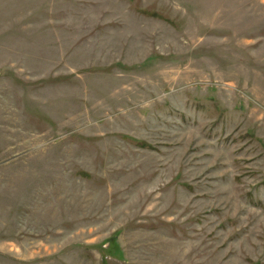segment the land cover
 I'll return each instance as SVG.
<instances>
[{
  "label": "rangeland",
  "instance_id": "374dc122",
  "mask_svg": "<svg viewBox=\"0 0 264 264\" xmlns=\"http://www.w3.org/2000/svg\"><path fill=\"white\" fill-rule=\"evenodd\" d=\"M0 264H264V0H0Z\"/></svg>",
  "mask_w": 264,
  "mask_h": 264
}]
</instances>
